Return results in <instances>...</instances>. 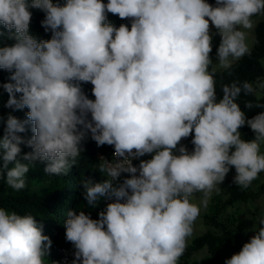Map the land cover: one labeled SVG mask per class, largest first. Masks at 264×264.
I'll use <instances>...</instances> for the list:
<instances>
[{
  "label": "clouds",
  "instance_id": "clouds-1",
  "mask_svg": "<svg viewBox=\"0 0 264 264\" xmlns=\"http://www.w3.org/2000/svg\"><path fill=\"white\" fill-rule=\"evenodd\" d=\"M31 9L44 13L40 24L50 39L30 34ZM108 13L130 27H116ZM257 15H264V0H0V43L14 41L0 46V70L9 73L0 84L4 107L28 109L25 119L0 117V179L19 191L37 162L49 176L66 175L88 138L114 148L111 160L99 159L104 178L82 180L89 206L113 202L98 219L67 212L71 264H178L201 205L219 194L230 169L242 190L264 172V111L249 119L237 102L241 93L264 90V79L221 83L222 98L216 94L217 67L230 70L251 56ZM245 125L251 141L241 138ZM193 133L189 152L180 142ZM21 145L31 151L22 154ZM145 155L151 158L140 159ZM196 193H203L201 205L191 202ZM258 223L224 264H264V215ZM51 244L33 215L0 208V264H46Z\"/></svg>",
  "mask_w": 264,
  "mask_h": 264
},
{
  "label": "trees",
  "instance_id": "trees-1",
  "mask_svg": "<svg viewBox=\"0 0 264 264\" xmlns=\"http://www.w3.org/2000/svg\"><path fill=\"white\" fill-rule=\"evenodd\" d=\"M66 0H53V3L64 4ZM105 4L108 0H102ZM210 4L215 3V0H207ZM32 19L30 23L29 32L37 39H50L51 33H46L41 27L40 21L44 18V13L37 9H31ZM259 16V15H257ZM108 20L116 27L120 24H128V20H121L118 16L111 13L107 14ZM2 27V26H0ZM257 39L255 47L251 50V56H245L238 62L233 64L230 70H223L216 73V94L218 99L222 98V90L220 88L221 83L230 84L233 80L253 82L257 77H264V66L262 59L264 58V21L260 22L256 29ZM14 41L3 40L0 46H10ZM231 71L232 75L229 76L228 72ZM9 73L0 70V84L7 82ZM92 85L90 83L82 84V88L90 99H95L91 93ZM8 100V94L0 88V117L6 119L7 115L11 113L19 119H25V108L22 111H13L4 107ZM246 101H252L253 103H264V94L262 98H257L256 95L245 96L241 93L238 98V103L242 111L245 112L246 118H252L253 116L264 111V108L248 109L245 107ZM3 123L0 122V137L3 136ZM241 138L245 141H251L255 138L254 132L247 126H243L239 129ZM25 135V134H21ZM31 136V132L26 134ZM194 133L188 138L182 139L180 145L187 147L188 151L193 150L191 140ZM178 145V147L180 146ZM83 151L77 159V164L73 165L66 175H53L49 176L44 172L45 165L37 162L40 171L28 172L26 174V187L22 190L16 191L12 188L4 189L0 188V208H4L9 212H16L20 215L31 214L33 215L39 224L43 226V234L48 236L51 241V248L49 256L46 257V264H58L60 255L57 251L58 247L66 244L64 227L67 219L68 211H75L79 214L80 211H84L85 214L93 211L95 208L89 206L84 199V189L82 180L91 179L94 182H100L104 177L97 170L99 163L98 150L111 157L114 148L112 146H100L98 147L91 139H86L83 144ZM22 154L31 151L30 148L21 145ZM175 151V150H174ZM176 154H179L178 152ZM2 163V161H0ZM101 200V199H100ZM100 202V201H99ZM98 202V203H99ZM213 220L207 223H213L217 229L221 228L218 216H208ZM223 233L210 232L208 236L199 240L198 248L193 246H187L186 251L180 257L178 264H218L222 254V244L226 243L228 246H235L234 237L230 230L226 227ZM208 241V245L211 247V252L214 254V258L201 259L199 261L190 262V257L195 252L204 249L205 243Z\"/></svg>",
  "mask_w": 264,
  "mask_h": 264
},
{
  "label": "rangeland",
  "instance_id": "rangeland-1",
  "mask_svg": "<svg viewBox=\"0 0 264 264\" xmlns=\"http://www.w3.org/2000/svg\"><path fill=\"white\" fill-rule=\"evenodd\" d=\"M255 21L254 29L249 32L248 43L251 50L255 47L257 34L256 29L260 22L264 21V15L254 16ZM215 32V28H212ZM213 48L210 56L213 60L214 66L217 65L218 61L216 58V50L220 44V37L215 35L213 37ZM262 64L264 66V58L262 59ZM217 67V73L223 71ZM264 79V77L262 78ZM264 90H257L255 94L257 98H262ZM90 139V138H88ZM234 150V149H233ZM261 154H264V144H261ZM13 165L10 164L9 168ZM37 165L30 168L29 172L40 171ZM6 177V172H5ZM236 175L235 168L232 167L227 174L223 183L217 187L220 189L219 194L213 192L209 198L208 206L205 209L201 205L203 198V193L194 194L191 202L197 205H201V213L194 225L193 235L188 238L187 246H193L198 248L199 240L208 236L210 232L223 233V227L230 230L234 237L235 246H228V244H222V254L219 259L218 264H224L227 258H230L234 253H238L242 245L250 240V238L255 235V230L259 227V217L264 215V172H261L258 179L252 182V185L246 189L242 190L236 184L233 183V178ZM8 189L10 188L5 179H0V188ZM218 216L221 228L216 227L213 223H207L213 219L208 218V216ZM214 254L211 252V247L206 241L204 249L195 252L190 257V262L199 261L201 259H212ZM217 264V263H216Z\"/></svg>",
  "mask_w": 264,
  "mask_h": 264
},
{
  "label": "built area",
  "instance_id": "built-area-1",
  "mask_svg": "<svg viewBox=\"0 0 264 264\" xmlns=\"http://www.w3.org/2000/svg\"><path fill=\"white\" fill-rule=\"evenodd\" d=\"M106 146H108V145H106ZM98 155H99V157L103 156L105 159H108V160L112 159V156L109 157L100 150H98ZM150 158H151L150 155H145L144 157H141L140 159H150ZM133 164L138 165L139 160H134ZM127 175L128 174H122L121 178L117 181V183L122 182L123 178L126 177ZM109 202H113V201H109V200H105V199L101 198L97 207H95V209L93 211L87 213V215H89L90 218H92V219H98V213L100 211L104 210L106 207V204ZM57 251L60 255L58 264H71L72 260L74 259L73 253L75 250H74L73 245L70 242L66 241L65 245L57 248Z\"/></svg>",
  "mask_w": 264,
  "mask_h": 264
}]
</instances>
